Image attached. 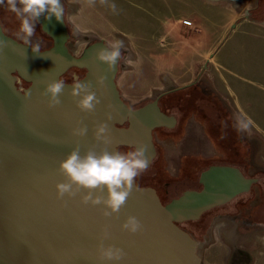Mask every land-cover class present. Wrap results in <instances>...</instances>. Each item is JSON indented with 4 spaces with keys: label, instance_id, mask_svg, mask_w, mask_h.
Returning <instances> with one entry per match:
<instances>
[{
    "label": "water",
    "instance_id": "1",
    "mask_svg": "<svg viewBox=\"0 0 264 264\" xmlns=\"http://www.w3.org/2000/svg\"><path fill=\"white\" fill-rule=\"evenodd\" d=\"M38 24L52 43L33 52L0 23V264H200L197 240L179 224L248 193L259 178L234 164H210L199 171L198 189L162 202L155 188L138 185L140 190L111 217L102 215V205L81 203L86 189L58 199L55 185L65 179L57 171L59 161L76 144L81 152L105 146L94 139L96 124L108 123L109 150L143 143L151 164L158 154L153 130L173 127L176 118L159 107L164 92L132 108L117 87L120 61L110 71L96 58V50L107 47L103 38L89 41L76 55L64 15L60 21L42 15ZM71 68L85 71L79 80L90 81L100 98L91 113L77 108L69 95L73 81L65 82L57 106L50 107L42 95L47 82ZM100 76L103 84L96 83ZM18 80L27 85L20 88ZM81 122L87 135H73ZM129 215L141 221V231L121 227ZM101 244L122 248L123 258L102 260Z\"/></svg>",
    "mask_w": 264,
    "mask_h": 264
},
{
    "label": "rangeland",
    "instance_id": "2",
    "mask_svg": "<svg viewBox=\"0 0 264 264\" xmlns=\"http://www.w3.org/2000/svg\"><path fill=\"white\" fill-rule=\"evenodd\" d=\"M201 1L199 0V3L198 0H104V2L93 0L90 3L89 0H63L64 18L70 33L69 48L79 55L82 48L95 38H103L107 43L113 39L122 40L124 48L119 62L117 87L131 106H140L162 92L181 86L182 89L179 91L161 95L159 101L172 97L178 101L183 95L186 97L191 95L190 99L193 97L197 99L198 95L189 92L193 86L183 85L197 79L196 82L211 88L209 76L213 59L210 53L216 50L213 56L218 65L215 72L216 85L223 99L232 103L235 112L242 110L249 116L247 130L249 140L254 142V145L248 150L245 145L243 146L245 140L242 142L231 140L233 143L230 144L228 138H225L223 145V138L217 134L215 127L212 128L210 138L220 142L223 147L227 146V149H235L225 156L220 152L223 160L238 163L245 156V163L248 165L247 169L244 168L246 175H249L247 174L249 172L264 173V30L259 31L249 25H235L231 29L232 24L243 18L246 7L251 9L258 4L257 10L261 12L250 15L255 16L253 18L255 20H263L261 17L264 16V0L231 2L236 4L242 14V18L233 20L231 26L224 24L227 14L223 6L213 3L212 6L202 5ZM113 3L117 6L116 12L110 7ZM184 19L193 21L192 25H186ZM195 20L203 22L205 35L200 34L199 24ZM0 21L7 32L16 34L24 40L23 34L19 31L20 19L6 2L0 5ZM31 42L39 43L40 49L52 43L41 31L38 23ZM206 50L211 51L209 54H203ZM125 59L132 63H125ZM206 62L207 66L204 67ZM84 73L83 69L71 68L61 79L72 82L81 78ZM218 76L226 78L228 82L219 81ZM225 83H228V86ZM21 85L25 86L23 82ZM211 91L213 92L212 89ZM192 105V101L186 104L188 112L180 121V127L174 136L165 129H155L154 142L160 143L159 147L156 145L157 157L147 171L136 178L137 182L148 183L158 192H162L170 185L175 193H180L185 189V185L190 183L188 181L195 179L196 182L198 172L204 169L202 166L205 161L200 156L209 154L212 157L218 156L216 146L208 140L209 135L204 134L205 123L201 119L199 122L194 120L201 117L193 111ZM166 140V145L163 146ZM129 150L132 149L124 146L119 148L122 152ZM258 184L259 182L254 184L250 190L254 188L257 190ZM248 204L238 201L236 206L237 208L243 206L242 211L237 212L232 208L229 212L237 213L247 221L250 211ZM224 217L229 221H236L239 225L237 230H234L232 225L226 231L224 229L225 245L221 243L224 252L218 257L217 264H227V261L232 262L237 256L241 257L240 261L250 260V264H264V226L245 224L243 219L237 222L239 219L237 216L230 219L227 215ZM224 217L207 221L203 237L208 241L204 242V245L209 244L211 240L217 243L220 238L218 231L220 227L215 229V224H221V227L225 228ZM189 222L183 224L184 228L196 230L197 224ZM235 240L243 243L240 249L244 252H239L233 247ZM211 258L212 253L210 261Z\"/></svg>",
    "mask_w": 264,
    "mask_h": 264
},
{
    "label": "clouds",
    "instance_id": "3",
    "mask_svg": "<svg viewBox=\"0 0 264 264\" xmlns=\"http://www.w3.org/2000/svg\"><path fill=\"white\" fill-rule=\"evenodd\" d=\"M7 3L8 7L20 19L19 31L24 36L25 44L32 47L33 52H40L39 43L32 44L31 38L36 33V23L44 15L50 19L53 15L60 21L63 19L64 8L61 0H0V5ZM93 2V0H89ZM104 2V0H102ZM113 12L117 11L116 4L110 5ZM4 41L0 40V47ZM124 42L113 39L96 50V58L105 63L111 71L122 58ZM125 63L132 61L125 59ZM104 76L97 77V84H103ZM66 83L63 79H55L47 82L43 88L42 95L48 97L50 107L61 103L60 96L63 94ZM30 94V93H29ZM69 95L82 112L91 113L95 110L100 98L93 90L92 83L87 80L74 79L69 86ZM111 119V116H108ZM241 128H247V123H241ZM73 135L85 136L88 128L82 122L79 127L74 128ZM109 126L106 121L95 125L94 139L105 145L97 151L96 146H90L81 152L79 144L74 145L71 150L59 161L57 171L65 177L63 181L56 183V195L63 200L65 196L74 197L82 189L87 191L81 195V203L93 206L102 205V215L111 217L118 214L126 204L128 198L134 191H139L136 178L147 171L150 160L147 155V146L138 143L132 150L122 152L116 149L109 150L108 138ZM121 227L131 233H137L143 229L141 221L129 215ZM100 258L107 261H119L124 256V250L115 245H99Z\"/></svg>",
    "mask_w": 264,
    "mask_h": 264
},
{
    "label": "crops",
    "instance_id": "4",
    "mask_svg": "<svg viewBox=\"0 0 264 264\" xmlns=\"http://www.w3.org/2000/svg\"><path fill=\"white\" fill-rule=\"evenodd\" d=\"M198 2H199V0H198ZM231 2H235V0H222V1H220V0H202L201 1V3H202V5H210V6H212L211 5V3H213V4H218V5H220V6H223L224 8H225V13L227 14V19L225 20V22H224V24H228V25H230L231 26V24H232V21L233 20H237L238 18H242V14H240L241 13V10L238 8V7H236V4H234V3H231ZM200 3V2H199ZM198 3V4H199ZM200 5V4H199ZM249 9L250 8H248V7H246L245 8V14H244V16H243V18L241 19V20H239V21H237L235 24H232V26H231V29L235 26V25H249V26H251V27H255V28H257V29H259V31H261V30H264V19L263 20H258V21H255V20H251V19H249L248 17H247V14H248V11H249ZM196 21V23L197 24H199V29H200V31H201V35L203 34V35H205V28H204V26H203V22L202 21H200V20H195ZM193 22V21H192ZM202 35V36H203ZM211 51V50H210ZM210 51L209 50H206V52H204L203 54H206V53H210ZM215 51L216 50H214L212 53H210V55L212 54V56H210L212 59H213V61H212V63H211V76H209V77H211V80H210V82L209 83H211V88H210V90L212 89L213 90V92H214V94L216 95V97H217V99H218V101H219V103H220V105H221V107H222V109L225 111V117H226V119H227V122L229 123V128H230V131H229V133L231 134V137H229L228 138V141L230 142L231 140H233V141H235V142H242V141H244L245 140V143L243 144V146L245 145L247 148L246 149H248L249 150V147H252V145H254L253 143L254 142H252L251 140H249V134H248V127L247 128H241L240 127V125H241V123L243 122V123H248V121L250 120V118H249V116L244 112V111H240V110H237L236 112H235V110H234V107H233V105H232V103L230 102V101H226V100H224L223 99V97L220 95V92H219V87L216 85V82H215V72L217 71V68H218V65H217V63H216V61H215V58L213 57L214 56V54H215ZM204 64H206L204 67H206L207 66V62L206 63H204ZM219 77V81H225V82H228L227 81V79L226 78H222L221 76H218ZM208 83V84H209ZM187 84V83H186ZM185 84V85H186ZM188 84H189V82H188ZM226 84V83H225ZM191 85V84H190ZM227 86H228V83L226 84ZM184 86V85H183ZM187 86H189V85H186V86H184V87H187ZM208 86V85H207ZM182 87V86H181ZM180 87V88H181ZM209 87V86H208ZM176 89H179V87L178 88H174V89H171V90H176ZM171 90H169V91H171ZM169 91H166V92H169ZM166 92H164V93H166ZM163 93V92H162ZM163 93V94H164ZM161 94V93H160ZM162 94V95H163ZM201 117V116H200ZM199 119H202V121L205 123V122H207V119L206 118H198V117H196V118H194V120H197L198 122H199ZM203 119H205V120H203ZM201 123V122H200ZM206 124V123H205ZM201 125V124H200ZM223 125H225V123H223L222 124V126ZM213 127H215L216 128V126H210V125H207L206 127H205V130H204V134H208V135H210L211 136V134L210 133H212L213 132ZM167 132V131H166ZM176 132V131H175ZM175 132H168V133H170L171 135H175ZM216 132H217V128H216ZM173 133V134H172ZM217 134H218V132H217ZM220 135V134H219ZM232 136H235V138H233ZM162 138H164V137H162ZM208 138V140L211 142V143H213V142H215V141H213V139H211V138H209V137H207ZM225 141L226 140H223V142H224V144L223 145H225ZM166 142H167V140L166 141H164L163 142V146H165L166 145ZM215 143H217L215 146H216V148H217V151H218V156H215V157H212V155H206V156H200L201 158H202V160L203 161H205V162H203V166H204V164L206 163V164H208L209 162L208 161H210L211 162V160H213L214 158H223V156H225V154L226 153H229V152H234L235 151V149L234 148H229V149H227V146L225 147H223V146H221V143L220 142H215ZM231 143H233V142H230V144ZM158 144H160V143H158ZM158 144H156L157 146H158ZM236 144V143H235ZM235 144H233V147L235 146ZM160 146V145H159ZM158 146V147H159ZM163 146H162V149H163ZM218 146V147H217ZM244 150H245V148H244ZM243 150V151H244ZM220 152H222L224 155L223 156H221L220 154ZM227 161V160H226ZM229 162V161H228ZM258 164H260L261 165V163L259 162V161H256ZM243 163H245V156H243V159L242 160H240V162H238V163H236V162H233L232 164H236V165H242ZM231 164V163H230ZM250 167V166H249ZM250 173V172H249ZM259 181H261V178L259 179ZM259 199V198H258ZM255 200V199H254ZM233 209H235V211H237V212H239V211H242L241 209L242 208H244L243 206H241V207H238L237 208V206L235 205V206H233L232 207ZM250 209V208H249ZM224 215H227L228 217H229V219L231 218V217H234V216H237V218L239 217V219H237V222H239V220L240 221H242V217L240 216V215H238L237 213H233V214H231L229 211H226V210H218V212L217 213H215V214H212L210 217H209V220L210 221H212L213 219H215L216 217H224ZM232 215V216H231ZM225 218V217H224ZM226 219V218H225ZM244 220V219H243ZM250 220V216H249V218L247 219V221H249ZM224 221H226V223H225V228H223V227H221V224L219 225V224H215V229L217 228V227H220V228H218V231H219V237L220 238H218V241H217V243L216 242H213L212 240H211V242L209 243V244H206V245H204L205 243L204 242H207L208 240L206 239H204V237H203V235H202V237H200V238H195L196 240H197V254H198V256H199V258H200V264H217V263H219V261L217 260L218 259V257L221 255V253H223L224 252V247H223V245H221V243H223L225 240V236H224V234H225V231L227 230V228L228 227H230L231 225L233 226V229L234 230H237V225H239V224H237L236 223V221H229V220H224ZM246 220H244L243 222H245V224H249L248 222H247ZM228 224V225H227ZM223 226V225H222ZM264 226V225H263ZM239 227V226H238ZM224 229H225V231H224ZM222 240V241H221ZM224 244V243H223ZM225 245V244H224ZM233 247H236L238 250H239V252H244L243 250H241L240 248H242L243 247V243L241 242V241H234V244H233ZM245 247V246H244ZM201 248V251H203V252H199V249ZM211 253L213 254V258H211L212 259V261H210L209 260V257H211ZM208 258V259H207ZM229 259V258H228ZM240 259H241V257L240 256H237V259H236V257L235 258H233V260H232V262H233V264H250V260L249 261H246V260H244V261H240ZM232 262L231 261H227V264H232ZM259 262H262V261H259ZM259 264H262V263H259Z\"/></svg>",
    "mask_w": 264,
    "mask_h": 264
},
{
    "label": "flooded vegetation",
    "instance_id": "5",
    "mask_svg": "<svg viewBox=\"0 0 264 264\" xmlns=\"http://www.w3.org/2000/svg\"><path fill=\"white\" fill-rule=\"evenodd\" d=\"M257 6H258V4L254 5L251 9H249V12L247 14V17L249 19H251V17H252L251 20H255V19H253L255 16H252L250 14L257 13V9H258ZM251 10L253 12H251ZM261 19H264V16H262ZM255 21H258V20H255ZM0 23H1L2 28H3L5 33H7L8 35H10L11 37H13L14 39H16L18 41L24 42V40L17 37L16 34L12 35L11 33L7 32L3 26V23L1 21H0ZM48 47H46V48H48ZM43 49H45V48H43ZM76 69H78V68H76ZM64 81L69 82L68 80H64ZM196 81H198V80L196 79L191 84V86H193V88L189 89V92L194 93L195 95H198L197 99H193L194 97L192 99H190L191 95L187 96L188 98L185 95H183V96L181 95L182 98L180 97V99L178 101H175L174 97H172L170 99H167L165 101L160 102L159 101L160 97L158 98V104H159L160 109L164 113L173 115L176 118V123L174 124V126L171 128H165V131L175 132L179 129L180 121H182L185 114L188 112V109L185 108L186 104L188 103V101H192L193 102V105H192L193 111L195 113H197L198 115H200L202 118L207 119V122H205L206 124H204V128L207 125L216 126L217 132H218V134H220L219 136H221L220 138H223L222 141L226 140L225 138L231 137V134L229 133L230 128L228 126L229 123L227 122V119L225 117V114H226L225 111L222 109L216 95L210 90V88H208L207 86H205L201 83H198ZM23 83L25 86L27 85L26 82H23ZM181 89L171 90L170 92H166V93L179 91ZM140 106H132V108H138ZM203 120H205V119H203ZM223 123H225V125L222 126ZM159 128H162V127H159ZM162 129H164V128H162ZM154 131H155V129L153 130V133H154ZM210 137L211 136L209 135V138ZM153 139H154V135H153ZM213 143L215 145L217 144L215 142H213ZM214 163H216V164H230V162L223 160V158H214L213 160H211L210 163H208L207 165H204L202 167L206 168L210 164H214ZM234 165H236V164H234ZM237 166L240 167V169L242 171H244V168L247 169L248 165L246 163H243L242 165H237ZM198 174H199V172H198ZM247 174H249L250 176H254L251 173H247ZM255 177H257V176H255ZM258 178L260 179V177H258ZM188 182H190V183L185 185L186 186L185 189H183L180 193H175L171 189L170 185H168L167 188L165 190H163L162 192L161 191L158 192L157 189H156V191H157L161 201L166 202L168 199H171L173 197L178 196L179 194H181L183 191H185L187 189H198L200 187V184L198 183L197 180L195 182V179L190 180ZM258 182H259V184H258L259 187L256 188L257 190H254L255 189L254 188L253 190H250L248 193L241 194L238 196V198H234L233 200L229 201L228 203L221 205L219 207H216L214 209L231 211L232 207L235 206L238 201H244L245 203L246 202L249 203L248 208L251 207L250 211H249L250 220L247 222L249 224H254L256 226L257 225H264V182L263 183L261 181H258ZM136 184L139 186H151L152 187V185H150L148 183H139V182H137V180H136ZM195 221H197V220H195ZM195 221H192V222H195ZM187 222H189V221H187Z\"/></svg>",
    "mask_w": 264,
    "mask_h": 264
},
{
    "label": "trees",
    "instance_id": "6",
    "mask_svg": "<svg viewBox=\"0 0 264 264\" xmlns=\"http://www.w3.org/2000/svg\"><path fill=\"white\" fill-rule=\"evenodd\" d=\"M262 6V5H261ZM259 9H262V8H259ZM261 11H259V10H257V13H260ZM179 89H181V88H179ZM177 90V89H176ZM119 148L120 147H118V150H119ZM209 163H210V161H208ZM243 173L246 175V172L245 171H243ZM253 175L254 176H257V177H260L261 178V182L263 183L264 182V173H260V172H255V173H253ZM243 209V208H242ZM218 212V210L217 209H212V210H210V211H208V212H206V213H204L201 217H200V219H198L197 221H195V222H189V223H195V225L197 226V229L196 230H192V231H190V230H188V229H186V228H184V226H183V224L184 223H188V222H183V223H180L179 224V226L181 227V228H183V229H185V230H187V232H189L191 235H194L195 236V238L197 237V238H200V237H202V235H204L206 232V230H205V225H207L206 223H207V221L209 220V216L210 215H212V214H215V213H217Z\"/></svg>",
    "mask_w": 264,
    "mask_h": 264
},
{
    "label": "built area",
    "instance_id": "7",
    "mask_svg": "<svg viewBox=\"0 0 264 264\" xmlns=\"http://www.w3.org/2000/svg\"><path fill=\"white\" fill-rule=\"evenodd\" d=\"M183 22L186 24V25H192V21L191 20H187V19H184ZM21 81L18 80V86L21 88L23 87V85H21Z\"/></svg>",
    "mask_w": 264,
    "mask_h": 264
},
{
    "label": "bare ground",
    "instance_id": "8",
    "mask_svg": "<svg viewBox=\"0 0 264 264\" xmlns=\"http://www.w3.org/2000/svg\"><path fill=\"white\" fill-rule=\"evenodd\" d=\"M241 8V7H240Z\"/></svg>",
    "mask_w": 264,
    "mask_h": 264
}]
</instances>
